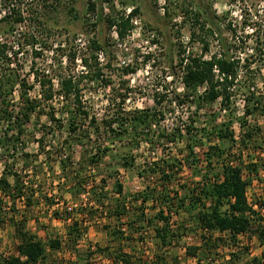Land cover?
Instances as JSON below:
<instances>
[{
	"label": "trees",
	"instance_id": "trees-1",
	"mask_svg": "<svg viewBox=\"0 0 264 264\" xmlns=\"http://www.w3.org/2000/svg\"><path fill=\"white\" fill-rule=\"evenodd\" d=\"M100 1L112 3L114 0ZM94 5V2H89L88 9L93 10ZM136 12L138 9L135 8L132 14ZM132 14L124 16L118 12L117 15L107 18L108 26L116 27L119 39H124L127 31L131 29ZM10 16L5 15L0 18L1 22L8 25L5 28L6 32L12 31L10 18L17 23L23 20L19 14L15 17ZM194 18V22L199 24L198 17ZM202 25L201 30H203ZM195 36V31H192L191 37ZM200 41L203 43L204 53L208 49V43L202 37ZM33 43L35 39L32 40ZM11 47L9 40L3 38L0 40V120L8 123L0 132V158L4 160V166L0 172V227L5 223L10 224L20 241L16 246L17 253L1 258L0 264H46L44 259L47 249L61 248L60 239L50 238L47 241L40 239L25 228V219L16 220L14 213L19 212L16 200H20L27 210L41 199H44L46 204L53 205L57 203L54 198L63 197L64 192L72 198H78L83 193H87L86 201L77 210L83 215V219L81 218L80 222L76 218L72 219L66 228V241L71 243V249L74 251L75 246L87 231V224L84 223L88 221L97 223V220L101 218V226L113 237L112 240L128 239L133 235L132 233H141L152 226L156 250H151L152 255L148 256V260L122 250L119 245L112 246L110 244L112 241L104 246L96 245L95 250H87V257L93 253H100L111 264H179L175 252L168 254L171 248L175 249L178 245L175 242L180 243L182 236L190 234L195 237L196 242L193 241L191 245L185 246L184 253L193 257L195 264H233L248 250L252 235L256 233H258L259 246L264 247V199L260 202L257 200L251 202L247 196L252 177L258 174L259 162L257 160L244 162L240 154H237L235 158V154L232 153L236 145L238 148L247 146V142L253 136L251 130L243 131L241 139L235 140L234 131L231 128L233 122L230 119L219 122H216L215 118L212 119V130L202 126L195 128L193 123L196 120L190 119L188 124L177 122L172 130H160L155 134L158 138H165L167 143L175 142L177 139L184 140V147L179 150L181 157H172V160L160 157L151 162L143 161L137 166L136 161L140 156L134 153L140 148L142 141L150 143V147L155 148L150 137L153 133L151 129L154 125L160 124L172 109L171 105L175 104L178 106L186 104L196 115L198 111L218 102L220 113L226 109L229 110L233 97L241 92L244 96L245 115L239 118V123L243 129L246 124L245 116L264 112V92L254 91L255 87L249 86V83H254L253 76L259 75V69L255 68L256 72L252 71L250 63L246 62L243 67L248 72L243 79H238L239 60L229 54V48L226 45L222 52L212 54L209 58H204L201 54H189L187 60L181 58L179 64L182 68V91L173 90L172 98H167L164 93L156 92L153 96L154 106L131 110L123 107L126 95L121 94L120 106L118 103L116 109L113 105L115 107L113 111L99 118L92 112L84 96L88 85L110 83L98 60V53L104 49V45L98 39L89 40L88 56L79 57L83 69L75 74H61L57 78V88L53 85V77L48 73L42 75L38 72L33 73L34 79L40 86V98L27 96V91L32 86L24 79L18 78L17 67L12 66L14 63L17 64V61L16 56L12 58L15 53L12 52ZM258 51L262 53L261 50ZM70 59L75 60V54H72ZM131 71L134 70L125 69V73ZM260 78L264 84V75ZM16 83L21 88L22 96L18 109L15 105H10L8 97ZM56 97L60 99L61 104L59 117L56 116L51 104H47L48 111L42 110L43 108L39 110L41 101L51 103ZM33 113L45 114L57 131L65 129L66 135L64 138L59 135L57 147L53 148L50 143V149L46 151L45 136H40L37 140L36 153L31 154L22 148L20 150L17 148L21 141L23 124L30 120ZM210 116H213V113ZM100 126L108 134L107 142L109 141L111 145L120 143V146H117L120 151V165L124 168L137 169V175L146 180L147 184L141 191L126 194L122 181L115 178L112 188L118 196L112 200L109 191L106 190L105 176L100 175L98 181L87 177L86 172L91 167H98L103 156L113 149L112 146L107 145H94L91 149L87 148L92 133L99 137ZM52 130L46 132L47 135L53 136ZM200 137L202 139L207 137L205 139L208 142L212 139L219 141L218 144L207 145L206 150L202 152L203 160L194 150L196 146L202 145ZM74 144L85 147L76 163L71 161L72 155L69 153ZM123 147L126 151H122ZM65 150L67 154L62 153ZM40 154L44 155V162L51 173H54L50 164L54 161L52 158L58 157L57 164L61 179L57 182L58 186L54 185L57 191L55 194L45 188L42 195L35 196L37 189L31 188L33 185L23 179L31 175L37 177L39 170L27 169L32 163L38 161ZM18 156L22 158L20 169L15 167ZM201 162L204 164L200 168ZM183 164L194 169L195 173L200 175V179L194 181L193 185L179 196L178 191L172 190L171 185ZM21 171L25 174L22 175ZM114 174L118 172L115 171ZM154 178L158 181L156 185L151 182ZM149 199L158 200L161 207L154 216L145 219L144 205ZM5 203L8 205L5 206ZM134 207L141 209L140 215L128 218L129 211ZM7 209L12 212L9 217L4 214ZM179 211H183L185 215L180 217ZM172 212L177 215L175 220H172ZM55 214L58 213L55 212ZM252 221H259V223L253 226ZM243 238L245 241H242ZM225 248L228 249V256L224 259L222 251ZM219 253L222 258H217ZM80 260L81 258L78 261ZM245 261L244 264H264V248L258 256H252Z\"/></svg>",
	"mask_w": 264,
	"mask_h": 264
},
{
	"label": "rangeland",
	"instance_id": "rangeland-1",
	"mask_svg": "<svg viewBox=\"0 0 264 264\" xmlns=\"http://www.w3.org/2000/svg\"><path fill=\"white\" fill-rule=\"evenodd\" d=\"M89 2L95 3L93 10L88 9ZM163 2L162 13L159 6ZM135 8L138 12L132 14ZM128 9H131L132 27L127 31L124 39H119L116 27H109L107 18L117 15L118 12L126 16ZM18 14L23 20L17 23L10 18L11 32H6L5 28L8 25L0 21V38L9 40L12 45L11 50L15 53L12 58L16 56L17 61V64L14 63L12 66L17 67L18 78L24 79L32 86L27 91L29 98H40L41 96L40 87H35L37 81L33 77L34 72H38L39 75L48 73L53 77V85L57 88V78L61 74H75L83 69L79 57L88 56L87 46L91 39H98L104 45L102 55L98 56V60L105 77L110 80L107 85L90 84L84 91L86 102L99 118L113 111L118 103L120 106L121 94L126 95L123 107L127 110L154 106L153 96L156 92L164 93L167 98H172L173 90L182 91L180 59L185 58L186 61L189 54H201L204 58H209L212 54L222 52L225 49L224 45L229 48V54L239 60L238 79L246 76L248 70H245L243 64L249 62L252 71L256 72L255 68L260 71L259 75L253 76L254 83H249V86H254V91L264 92V84L260 78L264 75V0H114L112 3H104L100 0H0V18L5 15L15 17ZM195 16L198 17L199 24H203V30H201V25L199 27V24L194 22ZM192 31L196 34L194 38L191 37ZM200 37L208 43V49L204 53ZM33 39L35 43L32 44ZM72 54H75V60L70 59ZM126 68H132L134 71L125 73ZM8 97L10 105H15L18 109L22 96L21 88L17 83ZM243 98V94L239 92L233 97L230 109L220 113L218 102L198 111L196 115L193 114V109L188 108L186 104L171 105L172 109L160 124L154 125L151 129L153 133L150 137L156 149L150 147V143L142 141L140 148L134 152L140 156L136 161L137 166L143 161L151 162L160 157L167 160H172V157H181L179 150L183 149L184 140L177 139L175 142L167 143L165 138H158L155 135L158 131L172 130L175 123L188 124L190 119L196 120L193 123L195 128L202 126L212 130V119L215 118L216 122L230 119L233 122L231 128L234 131L235 140L241 139L243 131L251 130L253 133L246 147L239 146L238 148L236 145L232 153L235 154V158L237 154H240L244 162L256 160L259 162L258 174L252 177L247 196L251 202L262 201L264 199V112L245 116L246 124L241 129L239 118L245 115ZM41 102L39 110L43 108L42 110L48 111L47 104H51L56 116L59 117L60 99L56 97L51 103ZM211 113L213 116H210ZM51 124L45 114L33 113L30 120L23 124V133L17 148L19 150L22 148L31 154L36 153L37 140L40 136H45L46 151L50 149V143L53 148L57 147L59 135L64 138L66 132L65 129L57 131ZM7 125L5 120H0V132ZM50 130L53 131V136L47 135L46 132ZM98 136L92 133L88 149L94 145L112 146L113 149L103 156L98 167H91L86 172L87 177L98 181L100 175L105 176L106 190L109 191L112 200L118 196L112 188L115 178L122 181L126 194L141 191L147 182L137 175V169L124 168L120 165V151L117 147L120 143L111 145L109 141L107 142L108 134L101 126ZM205 138H201V146L194 148L201 160H203L202 152L206 150L209 143H219L217 139L208 142ZM84 148L76 144L72 146L69 153L72 155L73 163L77 162ZM122 151H126V148L123 147ZM62 153L67 154L68 152L65 150ZM43 156L40 154L38 161L32 163L27 169L39 170L37 177L33 175L23 177L27 183L33 185L31 188L37 189L35 196L42 195L45 188L55 194L57 192L55 186H58L57 182L61 179L57 164L58 157L52 158L54 161L50 164L54 173H51ZM202 164L204 162L200 163V168ZM21 165L22 158L18 156L15 167L20 169ZM3 166L4 160L0 158V172ZM115 171L118 174H114ZM21 174L24 175L25 172L21 171ZM199 179L200 175L198 176L194 169L183 164L171 185L172 190H177L181 196L188 187L193 185L194 181ZM151 182L154 185L158 184L155 178ZM86 199L87 193H83L78 198H72L64 192L63 197L54 198L57 203L53 205L46 204V201L41 199L27 210L20 200H16V206L19 209V212L14 213L16 220L25 219L27 230L44 241L50 238L61 240L60 249H47L44 259L46 264H111L100 253L86 256L87 250H95L96 245L104 246L110 241L114 247L119 245L128 253L149 259L148 256L152 255L151 250H156L154 249L152 226L141 233H132L133 235L128 239L112 240L113 237L102 228L101 218H97V223L95 221L84 223L87 224L85 225L87 231L75 246V251L72 250L71 243L66 241V228L72 219L76 218L79 222L81 218L83 219V215L77 210ZM5 204V206L8 205V203ZM144 207V218L149 219L154 216L161 205L158 200L149 199ZM140 211V208L135 209L134 207L129 211L128 218L138 217ZM55 212L58 214L56 215ZM179 213L180 217L185 215L183 211ZM4 214L9 217L12 212L7 209ZM172 216V220H175L177 215L172 212ZM103 221L108 222V220ZM253 223V226H256L255 223L258 224L259 221ZM15 234L14 228L8 223L0 227V259L17 253L16 246L20 240ZM257 236L258 233L252 235L248 250L233 264H244L245 260L260 254L264 247L259 246ZM180 240V243L175 242L178 245L175 249L171 248L168 255L175 252L179 264H195V259L184 253L185 246L191 245L193 241L196 242L195 237L190 234L182 236ZM242 241H245V238ZM227 252L226 248L222 251L223 258H227ZM222 257L219 253L217 258ZM80 258L81 262L78 261Z\"/></svg>",
	"mask_w": 264,
	"mask_h": 264
},
{
	"label": "built area",
	"instance_id": "built-area-1",
	"mask_svg": "<svg viewBox=\"0 0 264 264\" xmlns=\"http://www.w3.org/2000/svg\"><path fill=\"white\" fill-rule=\"evenodd\" d=\"M161 6H159V9H161V11H162V13H163V10H164V2L162 3V4H160ZM160 11V10H159ZM131 13V9H128L127 11H126V15H129ZM131 20H132V18H131ZM2 38H0V40H1ZM102 55V52H99L98 53V56L100 57ZM35 87H40L39 86V84L37 83L36 85H35ZM205 87V86H204ZM204 87L202 88V90L204 89Z\"/></svg>",
	"mask_w": 264,
	"mask_h": 264
}]
</instances>
